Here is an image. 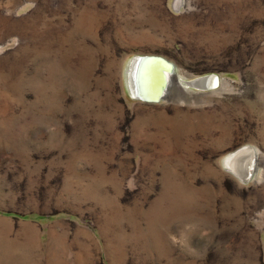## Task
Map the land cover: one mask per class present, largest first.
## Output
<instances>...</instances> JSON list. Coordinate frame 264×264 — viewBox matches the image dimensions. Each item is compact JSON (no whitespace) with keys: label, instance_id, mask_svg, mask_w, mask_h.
<instances>
[{"label":"rangeland","instance_id":"374dc122","mask_svg":"<svg viewBox=\"0 0 264 264\" xmlns=\"http://www.w3.org/2000/svg\"><path fill=\"white\" fill-rule=\"evenodd\" d=\"M263 158L264 0H0V264H264Z\"/></svg>","mask_w":264,"mask_h":264},{"label":"bare ground","instance_id":"6f19581e","mask_svg":"<svg viewBox=\"0 0 264 264\" xmlns=\"http://www.w3.org/2000/svg\"><path fill=\"white\" fill-rule=\"evenodd\" d=\"M167 62L166 59H156L149 56H136L133 58L130 63L129 73L130 84L134 92L149 101L157 100L158 97L163 96L167 92L169 77L172 74L169 66L170 63L168 64ZM203 79L205 81V78L201 79L199 77L189 81V84L195 85L199 80ZM213 80L212 76L206 77V81L208 82ZM177 82L182 84L183 80L178 78ZM154 96H157V99ZM258 160H260L259 155L252 148L248 147L237 150L228 158V162L231 165L230 169L241 177H248L256 167Z\"/></svg>","mask_w":264,"mask_h":264},{"label":"water","instance_id":"95a60500","mask_svg":"<svg viewBox=\"0 0 264 264\" xmlns=\"http://www.w3.org/2000/svg\"><path fill=\"white\" fill-rule=\"evenodd\" d=\"M153 58H156V57H153ZM156 59H160V58H156ZM168 63V62H167ZM169 64V63H168ZM169 66H170V68H171V70L173 69V67H172V65H170L169 64ZM202 79V78H201ZM198 81V80H197ZM203 81H204V79L203 80H199L198 81V83L197 84H195V86H198V87H204V85H203ZM215 82L214 83H216L218 80H214ZM158 96V95H157ZM157 96H154L155 97V99H157ZM160 97H158V99H159Z\"/></svg>","mask_w":264,"mask_h":264}]
</instances>
